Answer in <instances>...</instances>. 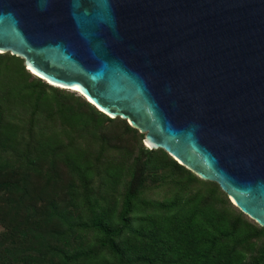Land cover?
<instances>
[{"label":"water","instance_id":"1","mask_svg":"<svg viewBox=\"0 0 264 264\" xmlns=\"http://www.w3.org/2000/svg\"><path fill=\"white\" fill-rule=\"evenodd\" d=\"M0 53L264 228V0H0Z\"/></svg>","mask_w":264,"mask_h":264},{"label":"trees","instance_id":"2","mask_svg":"<svg viewBox=\"0 0 264 264\" xmlns=\"http://www.w3.org/2000/svg\"><path fill=\"white\" fill-rule=\"evenodd\" d=\"M144 136L0 53V264H264V228Z\"/></svg>","mask_w":264,"mask_h":264},{"label":"rangeland","instance_id":"3","mask_svg":"<svg viewBox=\"0 0 264 264\" xmlns=\"http://www.w3.org/2000/svg\"><path fill=\"white\" fill-rule=\"evenodd\" d=\"M153 197H155V198H160V197H162V194L155 193V194L153 195ZM0 230H1V229H0Z\"/></svg>","mask_w":264,"mask_h":264}]
</instances>
